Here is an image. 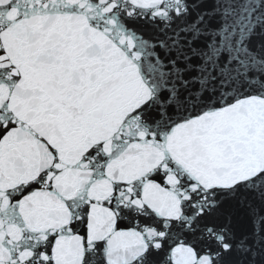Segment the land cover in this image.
<instances>
[{"label": "snow or ice", "instance_id": "6c2138e0", "mask_svg": "<svg viewBox=\"0 0 264 264\" xmlns=\"http://www.w3.org/2000/svg\"><path fill=\"white\" fill-rule=\"evenodd\" d=\"M0 264H264V0H0Z\"/></svg>", "mask_w": 264, "mask_h": 264}]
</instances>
